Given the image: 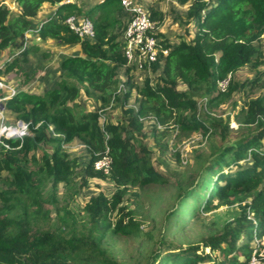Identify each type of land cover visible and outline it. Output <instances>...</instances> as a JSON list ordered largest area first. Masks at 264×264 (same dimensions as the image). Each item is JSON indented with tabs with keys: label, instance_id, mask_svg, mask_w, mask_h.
Masks as SVG:
<instances>
[{
	"label": "trees",
	"instance_id": "16d2710c",
	"mask_svg": "<svg viewBox=\"0 0 264 264\" xmlns=\"http://www.w3.org/2000/svg\"><path fill=\"white\" fill-rule=\"evenodd\" d=\"M64 2L14 0L12 8L0 0V64L5 51L19 52L0 70V79L7 72L21 70V61L38 50V45L21 48L27 31L40 23L42 41L79 46L82 53L62 58L54 88L39 96L17 91L7 101V112L28 123L29 132L23 142L9 141L12 149L0 148V177L9 174V190L14 199L19 198L15 212L0 211V264H118L104 247L109 237L139 243L138 258L124 264H246L264 238V94L245 101L235 116L239 124L235 136L229 117L214 110L229 101L236 109V94L261 86L264 71L256 70L257 76L242 82L235 75L252 64L258 68L263 61L257 43L264 34V0H192L186 24L196 21L194 37L188 35L189 39L172 45L158 32L168 53L160 54L143 71L128 65L125 32L130 17L119 0H104L88 9ZM47 6L54 11L42 20ZM149 12L160 25L163 14L153 7ZM74 14L93 22L94 40L82 41L66 26L64 21ZM123 69L127 73L124 82ZM133 73L148 74L144 85L137 86L136 108L125 109L120 122L103 121L107 106L115 101L123 106L128 103L132 90L126 86L133 84ZM228 77L229 86L220 91L219 82ZM180 86L185 90H179ZM81 90L100 100L102 107L75 111ZM149 120L154 123L151 134L159 156L168 150L165 140L174 133L177 137L202 133L209 153H196L195 175L187 169L168 174L158 170L148 143L139 139ZM75 139L90 154L85 178L109 180L115 186L110 197L102 192L92 197L81 214L70 204L58 210L54 203L59 185L73 183L77 161L69 158L66 146ZM47 145L51 152L45 150ZM40 150L41 161L32 169L29 165L37 163L35 153ZM107 151L112 159L108 175L94 168ZM48 183L52 196L46 201L42 188ZM151 186H170L174 191L165 229L158 233L145 230L138 211L123 205L131 188ZM47 202L52 210L45 208ZM234 205L240 211L214 225L197 242L175 247L167 241L172 227L180 231L184 225L190 206L194 211L203 206L212 213ZM52 212L54 226L31 228L35 218L49 217Z\"/></svg>",
	"mask_w": 264,
	"mask_h": 264
},
{
	"label": "rangeland",
	"instance_id": "374dc122",
	"mask_svg": "<svg viewBox=\"0 0 264 264\" xmlns=\"http://www.w3.org/2000/svg\"><path fill=\"white\" fill-rule=\"evenodd\" d=\"M9 2L11 0H8ZM93 2V1H89ZM144 5L149 10L150 7L161 12L163 15V21L160 22L159 32L168 43L174 45L180 43L182 40L189 39L190 36L195 35L196 21L192 24H186V13L188 8L191 6L192 0L187 3H183L182 0H143ZM96 4V3H95ZM92 3L91 5H95ZM89 6V5H88ZM86 7V6H85ZM88 9V7H87ZM54 8L46 7L41 14V19L45 20L47 16L52 14ZM37 20L36 23H39ZM35 23V24H36ZM189 32H188V31ZM190 35V36H188ZM37 43V44H36ZM38 45V50L28 54V58L25 61H21L22 69L7 72L2 77L6 83L15 87L18 91L31 90L39 95H43L46 91L54 88L57 84L60 74V62L58 58L64 56L63 52L67 49L66 46L59 45L57 41L42 39H31L29 46ZM260 57L263 61L257 67L255 64L249 65L240 69L235 78L239 81L254 78L257 76V71H264V34L257 43ZM77 50V49H76ZM74 50V52H76ZM62 52V54H60ZM80 54H82L80 52ZM23 58V57H22ZM20 62V61H19ZM148 74L144 73H133V84L126 86V89L131 88L132 93L128 99V103L121 105L120 102L115 101L111 106H107L104 113L103 121H121L124 116V110L128 107L136 108L138 98V87L144 85L145 80L148 78ZM121 81H126L127 73L123 69L121 74ZM154 79V77H153ZM264 77L261 80V86L251 87L242 94L235 95L236 109L233 110L234 103L232 101L223 103L214 110L215 114L221 115L224 118L229 117L230 130L232 136L236 135L239 128V124L236 121V115L244 106L245 101L248 99H256L264 94V88L262 83ZM37 83L41 84L40 88H35ZM36 85V86H35ZM30 87V89H28ZM15 89V90H16ZM179 90H185L184 86H180ZM121 97L120 94H118ZM200 108L205 109L203 101L199 99ZM73 106L75 111L84 110H98L102 107V102L92 96H88L81 90V96ZM126 105V106H125ZM10 116H16L10 113ZM154 126L152 120L147 121L143 135L139 136V139H144L145 143H148L149 148L152 151L154 163L160 172H172L179 169L190 170L191 175L197 173L198 167L195 165L196 153L204 150L209 153V146L207 140L202 136V133H193L191 135L175 136V133L168 137L165 142H168V150L159 156L158 147L156 145L155 138L151 134V129ZM160 130V129H158ZM157 130V131H158ZM160 137V134L157 133ZM164 140L162 141V143ZM45 150L51 152L52 147L47 145L44 147ZM69 158L76 160L74 167V177L72 185L65 186L60 184L55 197V206L58 210L70 204V208L75 212L82 213L83 207L92 197L97 196L100 192L107 196H112L115 192L114 184L109 180L102 179H86L84 175L85 168L90 160V154L88 153L84 143L75 139L71 144L66 146ZM42 150L35 153L37 157V163H31L29 166L32 169L37 168L39 161L42 158ZM33 153H31L32 156ZM159 156V157H158ZM168 174V173H167ZM169 179V176L167 177ZM8 173H3L0 177V211H7L13 209L15 201L19 198L14 199V195L9 190L8 182L10 180ZM86 181V185H84ZM171 184V183H170ZM51 185L48 183L42 189V196L46 201L51 198L52 191ZM173 190L170 186H166L164 189H159L157 186H151L149 189L141 190L139 188H131L128 196L125 197L123 205L137 210L139 213V220L142 223V227L147 229H156L158 233L165 229V214L170 208L171 199L173 198ZM2 194L6 197L3 198ZM8 201V202H7ZM46 209L52 210L53 206L47 202ZM189 214L182 223L180 231L178 227H172L167 233V241L172 246H185L198 241L199 236H206L214 225H221L224 219L231 218L234 213L240 211L238 205H234L230 208L227 206L220 207L215 212H205L203 206L199 210H193V206H190ZM32 211L34 208L31 209ZM15 212L16 210H12ZM30 211V214H32ZM54 212L49 217L39 216L34 219L31 223V228L46 229L50 224L54 226ZM175 223V222H174ZM104 247L107 248L108 254L117 261L118 264H124L128 260H133L139 256L140 245L138 242L132 240L123 241L117 237H109V241L104 243ZM151 247H154L153 244ZM208 249L206 250V252Z\"/></svg>",
	"mask_w": 264,
	"mask_h": 264
},
{
	"label": "built area",
	"instance_id": "2783aa9c",
	"mask_svg": "<svg viewBox=\"0 0 264 264\" xmlns=\"http://www.w3.org/2000/svg\"><path fill=\"white\" fill-rule=\"evenodd\" d=\"M91 0H65V4L82 5ZM96 4H101L104 0H94ZM124 13L129 15L130 21L125 32L126 47L125 56L129 66L137 67L138 71L150 69V66L155 63L160 54H167L168 49L162 45L160 37L157 36L160 25L159 22L152 19L149 10L144 5L143 0H119ZM94 3V4H95ZM14 8V6H12ZM64 23L74 32L82 41H92L95 39V28L93 22L86 17L78 15L69 16ZM43 23L25 34V42L21 48L24 51L30 44L31 39H40L39 32L42 29ZM6 59L0 64V70H5L6 63L10 62L15 55ZM230 83V77L219 82V90L225 91ZM0 148L10 150L9 141H21L29 132V124L23 120L14 119L11 121L8 118L6 104L7 101L17 92L15 88L9 86L3 79H0ZM112 159L108 151L95 162L94 168L97 171L108 175L111 170ZM255 248L252 257L246 264H264V238Z\"/></svg>",
	"mask_w": 264,
	"mask_h": 264
},
{
	"label": "crops",
	"instance_id": "0c3cea01",
	"mask_svg": "<svg viewBox=\"0 0 264 264\" xmlns=\"http://www.w3.org/2000/svg\"><path fill=\"white\" fill-rule=\"evenodd\" d=\"M13 1L14 0H11L10 2L8 1V0H3V3L4 4H8V5H11V6H14V3H13ZM91 1H93V2H90L89 3V1L88 2H85L84 4H83V7H89L92 3H95V1L94 0H91ZM89 5V6H88ZM37 44V43H36ZM67 47V46H66ZM77 49V50H76ZM74 50H76V52H74ZM80 52H81V50H80V47L79 46H73V47H67V49L63 52V54H64V56H61V57H59L58 58V60L61 58H63V57H65V56H72V55H81L80 54ZM17 53V52H16ZM16 53H14V54H16ZM14 54H11V53H9V51L7 50V51H5L4 52V55H3V59H2V62L3 61H5L6 59H8V58H10V57H12ZM60 54H62V52L60 53ZM60 59V60H61ZM1 62V63H2ZM1 79H3V78H1ZM4 80V79H3ZM5 81V80H4ZM6 82V81H5ZM36 86V85H35ZM41 87V84L40 83H37V86L35 87V88H40ZM13 88V87H12ZM15 88V87H14ZM16 89V88H15ZM28 89H30V87L28 88ZM16 91H18L17 89H16ZM19 92H29V93H31V94H34V95H38L39 96V94H37V93H35L34 91H29V90H21V91H19ZM7 115H8V118L11 120V121H13L14 119H15V116L13 117V116H10V113L8 112L7 113Z\"/></svg>",
	"mask_w": 264,
	"mask_h": 264
}]
</instances>
